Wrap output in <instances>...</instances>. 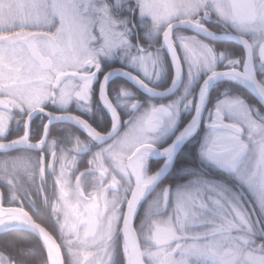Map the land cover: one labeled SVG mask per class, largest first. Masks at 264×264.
I'll use <instances>...</instances> for the list:
<instances>
[{"label":"snow or ice","instance_id":"obj_1","mask_svg":"<svg viewBox=\"0 0 264 264\" xmlns=\"http://www.w3.org/2000/svg\"><path fill=\"white\" fill-rule=\"evenodd\" d=\"M262 109L264 0H0V264H264Z\"/></svg>","mask_w":264,"mask_h":264},{"label":"flooded vegetation","instance_id":"obj_2","mask_svg":"<svg viewBox=\"0 0 264 264\" xmlns=\"http://www.w3.org/2000/svg\"><path fill=\"white\" fill-rule=\"evenodd\" d=\"M133 40H135V37H133ZM147 42H148L147 39H141V43L146 44ZM155 42L158 43V40H156ZM216 44H217L218 47H223L224 46V42H222V41H217ZM164 55L166 57V53H164ZM165 71H166V82L163 85H160V86L156 87V88L161 89V90L168 88L170 86V84H171V75L172 74H171V70H170V65H166ZM115 79L119 80V79H122V78L115 77ZM217 84H214L213 89L217 86ZM183 87H184V81L182 80V83H181V86H180L179 90H177L173 95H171V96H169L167 98H163L161 100L164 101V102H168V101L176 98L177 96L182 94ZM198 87H199V82L197 81V82H194L193 85L189 88V94H191L193 96V105H195V102H196L195 93L198 91ZM134 90L138 93L139 96H143L144 95L138 89L134 88ZM244 90L250 95V99L253 102L259 104V101L252 94V92L250 90L245 89V88H244ZM211 93H212V91H211ZM209 97H210V100L207 103L205 112H207V110L212 105H214V103H215L214 100H211V94H210ZM193 111H194V109H189V110L180 112L179 118H178V121H177V125H176V130H179V128H181L183 126V124L187 120H190L192 118ZM201 128H203V118H202V121H201ZM174 135H175V131H173L172 133H169L166 137L162 138L161 142H163V143L170 142V140L172 139V137ZM195 146L196 145L194 143H192V144H185V145H183V146H181L179 148V150L176 152V160H175L174 165H173V169L174 170H178L181 167V165L183 164L184 158H185V152H186L187 149H191L192 150V154L194 155ZM154 162L155 161H153V160L149 161L150 164H153Z\"/></svg>","mask_w":264,"mask_h":264},{"label":"trees","instance_id":"obj_3","mask_svg":"<svg viewBox=\"0 0 264 264\" xmlns=\"http://www.w3.org/2000/svg\"><path fill=\"white\" fill-rule=\"evenodd\" d=\"M140 39H143L142 36ZM226 84H227V82H225V81H222V82L217 84V86L212 90L211 100L215 101L216 99L219 98L220 93H221V91L224 90V86ZM226 94L227 95H235V94L242 95L246 98V100L249 104H257V106H259L258 103H255L250 99V95L244 90V88L240 87L239 85H234V86L230 87ZM262 110H264V109H262Z\"/></svg>","mask_w":264,"mask_h":264},{"label":"rangeland","instance_id":"obj_4","mask_svg":"<svg viewBox=\"0 0 264 264\" xmlns=\"http://www.w3.org/2000/svg\"><path fill=\"white\" fill-rule=\"evenodd\" d=\"M142 38L145 39V37H143V36H142ZM165 82H166V71L164 70L161 77L154 84H152V86L156 88L157 86L163 85ZM219 82H221V81H219Z\"/></svg>","mask_w":264,"mask_h":264},{"label":"water","instance_id":"obj_5","mask_svg":"<svg viewBox=\"0 0 264 264\" xmlns=\"http://www.w3.org/2000/svg\"><path fill=\"white\" fill-rule=\"evenodd\" d=\"M121 78V77H120ZM181 83H182V81L180 82V83H178V85L176 86V88H174L170 93H168L166 96H164V97H161V98H159V99H163V98H167V97H169V96H171V95H173L177 90H179V88H180V86H181ZM214 86V85H213ZM213 86H212V88H213ZM134 87V86H133ZM135 88V87H134ZM212 88H210V91H209V96H210V93H211V90H212ZM140 91V90H139ZM140 92H142V91H140ZM143 93V92H142ZM144 94V93H143ZM253 94V93H252ZM254 95V94H253ZM255 96V95H254ZM256 97V96H255ZM206 106H207V103H206V105H205V109H206ZM205 109H204V112H205Z\"/></svg>","mask_w":264,"mask_h":264}]
</instances>
